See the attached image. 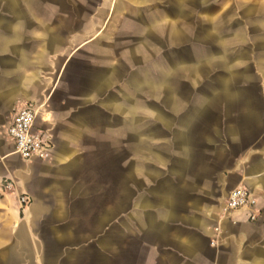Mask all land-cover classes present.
<instances>
[{"label": "crops", "instance_id": "crops-1", "mask_svg": "<svg viewBox=\"0 0 264 264\" xmlns=\"http://www.w3.org/2000/svg\"><path fill=\"white\" fill-rule=\"evenodd\" d=\"M37 1L0 0V264H264V0H162L179 37L130 75L108 58L104 26L66 33L62 11ZM92 48L104 57L66 81ZM28 103L48 161H23L6 136ZM239 187L258 221L224 212Z\"/></svg>", "mask_w": 264, "mask_h": 264}, {"label": "rangeland", "instance_id": "rangeland-1", "mask_svg": "<svg viewBox=\"0 0 264 264\" xmlns=\"http://www.w3.org/2000/svg\"><path fill=\"white\" fill-rule=\"evenodd\" d=\"M188 4L189 8L194 9L195 2H188ZM33 5L38 9H53L62 11L65 14L69 13V16H64L65 14L61 12L60 18L54 19L63 27L66 33L70 31L82 32L85 26H91V32L85 34V40L95 37L104 28L102 32L105 39H107L108 58L122 59L126 64L124 66L125 75L128 73L130 75L133 70L141 72L148 69L149 67L146 66L148 56H153L156 60L161 58L164 54V43L171 32L172 35L176 32L177 37H179V26L175 24L165 25L163 20L164 13L169 9L167 1L39 0L33 2ZM116 6L124 9V13L113 12ZM154 15L161 18L157 19L155 27H149L148 20ZM102 26L104 27L102 28ZM142 37L149 39L156 47L154 53L150 52L152 55L142 49ZM81 41L83 40H77L76 47L66 51L63 60L72 56ZM99 57H104V50L92 48L76 52L73 60L64 70L65 80L68 81L71 75L82 76L85 71L90 70L89 60ZM131 57L134 59H131ZM130 59L135 61L136 67L129 65L131 63ZM130 134V129L124 130L125 143L130 138ZM125 147L128 148V146Z\"/></svg>", "mask_w": 264, "mask_h": 264}, {"label": "built area", "instance_id": "built-area-1", "mask_svg": "<svg viewBox=\"0 0 264 264\" xmlns=\"http://www.w3.org/2000/svg\"><path fill=\"white\" fill-rule=\"evenodd\" d=\"M38 115V107L34 103H28L14 115L6 130L7 138L14 145V153L23 161H48L53 154L52 142L42 131L36 129ZM5 190L14 192L15 183L7 182ZM19 201L22 211H25L30 203L28 197L21 196ZM239 211H246L248 221L252 223L258 221L262 214L257 198L244 187L231 191L224 205L226 214Z\"/></svg>", "mask_w": 264, "mask_h": 264}]
</instances>
